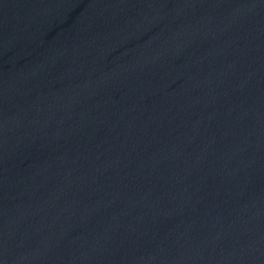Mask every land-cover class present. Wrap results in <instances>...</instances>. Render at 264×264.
I'll list each match as a JSON object with an SVG mask.
<instances>
[{"label":"water","instance_id":"95a60500","mask_svg":"<svg viewBox=\"0 0 264 264\" xmlns=\"http://www.w3.org/2000/svg\"><path fill=\"white\" fill-rule=\"evenodd\" d=\"M263 245L264 0H0V264Z\"/></svg>","mask_w":264,"mask_h":264}]
</instances>
